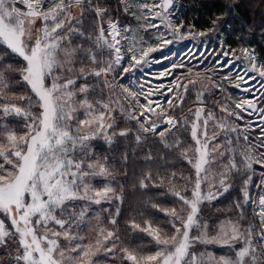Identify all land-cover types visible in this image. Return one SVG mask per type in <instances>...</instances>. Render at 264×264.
Listing matches in <instances>:
<instances>
[{"label":"snow or ice","instance_id":"6c2138e0","mask_svg":"<svg viewBox=\"0 0 264 264\" xmlns=\"http://www.w3.org/2000/svg\"><path fill=\"white\" fill-rule=\"evenodd\" d=\"M175 12L0 0V264H264V57Z\"/></svg>","mask_w":264,"mask_h":264},{"label":"trees","instance_id":"16d2710c","mask_svg":"<svg viewBox=\"0 0 264 264\" xmlns=\"http://www.w3.org/2000/svg\"><path fill=\"white\" fill-rule=\"evenodd\" d=\"M111 7H117L116 0H110ZM119 15L113 11V17ZM185 23L194 24L196 29L203 30L210 26V21L219 16L218 29H223L226 25H232L231 39H226L227 44H237L248 41L255 45L257 53H264V0H189L183 11ZM261 57H264L261 56ZM229 91L234 93L235 90ZM191 104V103H190ZM100 154H105L103 148L98 149ZM138 194L129 192L128 199H136ZM237 192H232L220 201L224 210H228L231 204V197L237 196ZM107 207V205H105Z\"/></svg>","mask_w":264,"mask_h":264},{"label":"rangeland","instance_id":"374dc122","mask_svg":"<svg viewBox=\"0 0 264 264\" xmlns=\"http://www.w3.org/2000/svg\"><path fill=\"white\" fill-rule=\"evenodd\" d=\"M188 1L189 0H176V12H175V15L173 17L176 20V22H179L180 20H183L185 22V18L183 16V11H185V6L187 5ZM116 2H117V0H116ZM131 23H133V25H135V21H131ZM185 24H187V23H185ZM232 28L233 27L230 24V25H226V27L223 28V29H219V32H220V37L219 38L223 41V43H224V45L226 47L230 46L231 48L238 49V48H240L242 46H246V47H250V48L255 49L256 46L255 45H251V43H248V41H246L247 44H245V42H239V43H237L235 45L227 44L226 43V39L227 38L231 39L230 35L232 33ZM161 30H163V29H161ZM197 30H200V29H197ZM205 39L207 40L209 38L205 37ZM216 39L217 38H216L215 34H213V36H212V40H213V45L212 46L213 47H216V42H215ZM198 47H200L198 41H196V40H185V41H182V42H179V43H175V44L169 46V48L164 49L163 50V55H170L173 52L174 53H178L179 55L177 57H173V59L178 60L180 57H183L184 54L189 51V49L193 50V52H194L195 48H198ZM169 49H170V51H169ZM201 51H203V49H201ZM256 53H257V51H256ZM257 54L259 56H263L264 55V53H262V55L260 53H257ZM154 56H156L157 58H161L162 59V53H160V52L155 53ZM194 63H196V61L195 60H191V65H195ZM211 63H212L211 60H209L207 62V64H211ZM168 64H169V61H162L161 64L153 65L151 71L153 73L159 72V71L163 70V68L166 67ZM198 70H200V66H198ZM153 82H155V81H153ZM229 88H230V90H233L232 89L233 87L228 86V91H229ZM232 94L233 95H237L238 93H237V91H235ZM244 98L252 99L253 97L251 95L245 94ZM194 99H195V97L192 96L189 99L188 105H186L185 107L187 108V107L191 106L190 103H192V100H194ZM211 102H212V100L209 99V103H211ZM245 119H248L247 114H245ZM251 119L255 120L256 117H252ZM237 123H240L242 125L243 121H237ZM258 134H259V129H256V131L253 133V135H258ZM254 179H255V177H254ZM216 208H220L221 209L222 215H221L220 218H223V214L226 213L227 210H224L226 208L225 206H221L220 205V201L216 202L215 204H213L211 206H206L205 213L207 214V213H210V212H214L216 210ZM207 248H208L209 251H214L217 255H222V254H224L226 252V249L219 248V247H217L215 245H209V246H207Z\"/></svg>","mask_w":264,"mask_h":264},{"label":"flooded vegetation","instance_id":"af4514ba","mask_svg":"<svg viewBox=\"0 0 264 264\" xmlns=\"http://www.w3.org/2000/svg\"><path fill=\"white\" fill-rule=\"evenodd\" d=\"M194 64H196V63H194ZM209 66H211V64H205L202 67H209Z\"/></svg>","mask_w":264,"mask_h":264}]
</instances>
